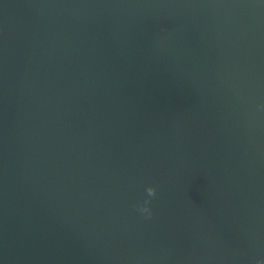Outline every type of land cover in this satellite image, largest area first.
Returning <instances> with one entry per match:
<instances>
[{
	"label": "water",
	"instance_id": "1",
	"mask_svg": "<svg viewBox=\"0 0 264 264\" xmlns=\"http://www.w3.org/2000/svg\"><path fill=\"white\" fill-rule=\"evenodd\" d=\"M257 261L264 0H0V264Z\"/></svg>",
	"mask_w": 264,
	"mask_h": 264
},
{
	"label": "clouds",
	"instance_id": "2",
	"mask_svg": "<svg viewBox=\"0 0 264 264\" xmlns=\"http://www.w3.org/2000/svg\"><path fill=\"white\" fill-rule=\"evenodd\" d=\"M146 193H147V197L145 198V200L143 201V203L138 205L139 210L142 213H147L148 215H151V211H150V203H151V198L156 196L157 193V189L155 186L153 185H149L146 188ZM257 264H264V262L262 261H257Z\"/></svg>",
	"mask_w": 264,
	"mask_h": 264
}]
</instances>
